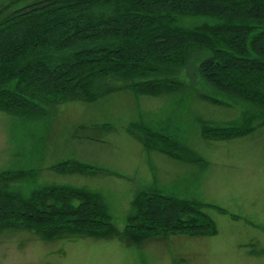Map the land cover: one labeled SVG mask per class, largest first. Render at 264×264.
I'll use <instances>...</instances> for the list:
<instances>
[{"label":"trees","instance_id":"trees-1","mask_svg":"<svg viewBox=\"0 0 264 264\" xmlns=\"http://www.w3.org/2000/svg\"><path fill=\"white\" fill-rule=\"evenodd\" d=\"M188 18L202 21L184 23ZM187 64L209 98L223 94L243 104V123L217 128L219 136L264 124V0H32L0 16V111L20 118H42L49 106L91 102L118 89L172 91ZM130 127L146 150L187 160L166 126ZM61 166L62 173L97 171L76 160ZM35 181L34 167L0 171V231L22 227L47 239L115 232L99 192L28 184ZM199 205L157 187L142 189L131 200L123 235L136 241L178 231L215 234Z\"/></svg>","mask_w":264,"mask_h":264},{"label":"rangeland","instance_id":"rangeland-1","mask_svg":"<svg viewBox=\"0 0 264 264\" xmlns=\"http://www.w3.org/2000/svg\"><path fill=\"white\" fill-rule=\"evenodd\" d=\"M30 1L0 0V16ZM180 79L172 91L118 89L91 102L55 104L35 120L0 111V171L34 167L30 186L71 184L99 192L115 229L106 237L54 239L22 227L3 229L0 264H264V124L219 136L217 128L243 123L242 102L223 94L209 98L190 64ZM133 122L166 126L187 160L146 150L128 130ZM65 160L97 171L62 173L56 166ZM151 187L200 204L215 234L178 231L128 240L123 229L131 200Z\"/></svg>","mask_w":264,"mask_h":264}]
</instances>
